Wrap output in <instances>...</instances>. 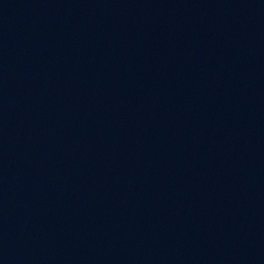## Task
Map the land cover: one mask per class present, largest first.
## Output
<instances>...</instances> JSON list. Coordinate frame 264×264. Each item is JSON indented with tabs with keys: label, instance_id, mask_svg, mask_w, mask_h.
<instances>
[{
	"label": "water",
	"instance_id": "obj_1",
	"mask_svg": "<svg viewBox=\"0 0 264 264\" xmlns=\"http://www.w3.org/2000/svg\"><path fill=\"white\" fill-rule=\"evenodd\" d=\"M0 264H264V0H0Z\"/></svg>",
	"mask_w": 264,
	"mask_h": 264
}]
</instances>
